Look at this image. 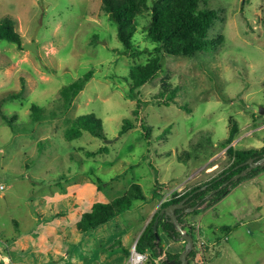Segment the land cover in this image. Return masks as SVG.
<instances>
[{
    "label": "rangeland",
    "instance_id": "1",
    "mask_svg": "<svg viewBox=\"0 0 264 264\" xmlns=\"http://www.w3.org/2000/svg\"><path fill=\"white\" fill-rule=\"evenodd\" d=\"M101 1L0 0V19L11 18L22 38L21 47L0 41V258L8 264H104L121 257V249L128 257L164 195L202 185L207 204L200 200L197 207L210 210L215 221L238 225L230 238L220 236L221 263L264 264V170L224 183L227 194L220 199L214 183L204 185L232 164L230 146L264 147V0H204L202 7L220 10L210 32L223 36L221 45L193 57H165V73L137 98L130 72L156 55L145 30L150 12L135 17L134 50L121 53ZM32 42L36 52L23 47ZM90 71L65 114L31 124L33 104L58 112L60 89ZM173 88L176 101H155ZM134 110L151 126L149 140ZM87 113L102 120L105 140L85 131L65 136L70 119ZM3 115L17 116L16 131ZM126 119L133 128L120 134ZM233 125L235 138L223 147ZM23 127L31 132L19 131ZM104 146L106 152L89 155ZM133 183L144 199L100 228L76 231L93 203L110 202ZM147 253L145 264L155 252Z\"/></svg>",
    "mask_w": 264,
    "mask_h": 264
},
{
    "label": "trees",
    "instance_id": "2",
    "mask_svg": "<svg viewBox=\"0 0 264 264\" xmlns=\"http://www.w3.org/2000/svg\"><path fill=\"white\" fill-rule=\"evenodd\" d=\"M204 0H102V9L109 16L111 21L115 24L117 30V38L122 46V52L126 53L128 50H134L133 48V36L136 33V25L134 19L136 16L142 14L145 11L150 12V21L146 27L147 37L156 44V55L151 58L147 63L134 67L129 76V84L131 92L136 96L140 94V89L146 84L153 81L166 71L165 57L167 56H186L193 57L197 54L210 52L216 50L223 42V36H214L211 34V28L213 24L220 19V10L210 7H202L201 4ZM0 41H7L16 44L18 47L22 46V38L20 34L15 30V23L9 17L0 19ZM133 53H137L134 52ZM92 72L85 73L82 77L75 81L63 86L59 91V97L61 99L58 106L59 111L51 110L45 111L42 106L33 104L31 107V124L42 123L44 121H51L65 114L71 107L75 97L84 90L86 84L91 79ZM21 92L9 95L8 98L19 97ZM177 89L173 88L169 95L159 94L154 99L160 104L168 106L170 103L176 101ZM138 108L142 102L137 99ZM134 114L140 119L141 128L144 137L147 140L151 138V126L148 125L144 118L139 114V110H134ZM17 116L14 115L13 119L3 115V119L8 123L13 131H16L14 119ZM70 126L65 130V136L67 138H77L82 133L88 132L92 136L105 140V134L103 129L102 120L99 119L93 113H87L79 115L73 119H70ZM133 128V124L126 119L122 125L120 134ZM19 131L31 132L28 127L20 128ZM169 131V129H168ZM237 132L236 126H232L230 135L223 143V147L234 140ZM106 152L107 148L104 146L96 152H89V155H95V153ZM227 154L232 159V164L228 169L224 170L221 175L211 180L209 183H205L207 187L214 183L217 187V197L220 199L227 194V185L237 184L238 182L253 177L259 172L264 170L263 167H255L249 171L244 177H239L236 180H231L234 176L244 170L247 165H242L249 158L257 161L264 157V147L260 149H235L230 146L227 149ZM204 186H198L191 189L189 192L184 193L181 197L172 198L170 201L161 205L164 208L170 204L180 202L184 198L189 197L186 201L188 206L193 207L200 204L205 200V194L208 191L207 188L200 190ZM144 199L141 187L137 183L131 184L128 191L110 202H95L92 204L89 211L82 213L81 218L74 225L76 231L80 233L91 232L98 227L105 225L106 223L114 220L116 217L122 215L126 211L130 210L134 205V200ZM160 209L157 210L148 222L146 228L137 241V250L140 252L152 253L155 251L158 245V228L161 227L171 238L181 237V234L176 230L174 224H172L167 217L159 215ZM199 210H195L192 214L198 213ZM181 210H176L178 220L180 224L183 222L180 219L179 213ZM60 212V214H62ZM60 214H56L55 218ZM158 219L157 229H153L155 220ZM186 233L191 234L193 237L195 233L191 228L182 226ZM238 228V225L234 226H221V232L223 234H229ZM116 244L113 245V247ZM112 247H109L111 249ZM196 250L195 247L189 253V256H193ZM176 257V256H175ZM174 258L168 255L167 259ZM0 264H3L0 261ZM147 264H155L153 260H150ZM167 264V261L164 263Z\"/></svg>",
    "mask_w": 264,
    "mask_h": 264
},
{
    "label": "crops",
    "instance_id": "3",
    "mask_svg": "<svg viewBox=\"0 0 264 264\" xmlns=\"http://www.w3.org/2000/svg\"><path fill=\"white\" fill-rule=\"evenodd\" d=\"M197 206L198 205L193 206V207H196V209L190 210V211L188 208H191V207L188 206V204L185 206V208L179 209V210H181V212L179 213V216H180L181 221L183 222V224H181V226H184L186 228H191L192 231L194 232L192 225L194 222L197 223L196 221H198L197 225L199 226L200 233H202V235L209 242L210 241L213 242L212 243L213 245H212V247H209L207 240L203 237L207 242L204 254L202 256H200V255H198L197 252H195V254L193 256L188 255L186 264H203V262H204V264H212V263L213 264H216V263L222 264L221 259L223 258L224 253L222 252L223 250H222V245H221L223 240L220 239V236H226L227 238H230L232 233L238 231V228H236L234 231L230 232L229 234H226V233L223 234L221 232V229H220L221 226H225V225L234 226V225H230L228 223H220L218 221H215V219H211L209 217V215H212L213 213L209 212L210 210L203 211V209L201 210ZM160 207H161V205H160V201H159V203L154 207V209L152 210V212L148 216L147 222L145 223L146 226H147L148 222L154 216L155 212L160 209ZM195 210H199L198 213L192 214V212ZM177 217H178V215H177ZM197 225L195 224L194 226H197ZM146 226L141 228V231H140L141 234H142L143 230L146 228ZM98 228H100V227H98ZM156 229H157V226H156ZM205 229H210V231H211L210 236H206V233H204ZM157 236H158V245L155 248L154 257H152L151 260H153V262H154V259L158 254L157 252H158V250H160V251H164V254L166 255V261H173V264H181L179 256L184 251L185 244H186L185 241L181 237H178V238L169 237V235L161 227L158 228ZM193 238L195 240L196 236H194ZM194 247H195V245H194ZM121 252H122L121 257L116 256V259H112L110 257L103 259L104 264H126L128 257L126 256V254L124 255V251L122 249H121ZM125 253H126V250H125ZM168 255H171L174 258L167 259ZM11 264H17V263H11ZM18 264H24V262L19 261Z\"/></svg>",
    "mask_w": 264,
    "mask_h": 264
},
{
    "label": "water",
    "instance_id": "4",
    "mask_svg": "<svg viewBox=\"0 0 264 264\" xmlns=\"http://www.w3.org/2000/svg\"><path fill=\"white\" fill-rule=\"evenodd\" d=\"M37 35V30H35V34L33 38H35ZM24 48L29 49L33 52H36L35 44L32 42L31 44H24ZM263 110H260V113H262ZM242 165H247V167L242 170L239 174L234 176L232 179L239 178V177H244L250 170H252L255 167H263L264 166V157L261 159L254 161V159L249 158L246 162H244ZM204 189L201 188L200 190ZM190 196L184 198L180 202L170 204L169 206H166L164 208L160 209L159 215H164L169 219V221L174 224L176 230L181 234V238L185 241V248L184 251L180 254L179 259L181 261V264H186L187 263V257L189 253L193 250L194 247V238L191 234L186 233V231L182 228L178 217L176 215V210L183 209L187 205L186 201L189 199ZM190 210L196 209V207H191L188 208ZM158 223V219L155 220L154 222V229H156ZM167 264H173V261H167Z\"/></svg>",
    "mask_w": 264,
    "mask_h": 264
},
{
    "label": "built area",
    "instance_id": "5",
    "mask_svg": "<svg viewBox=\"0 0 264 264\" xmlns=\"http://www.w3.org/2000/svg\"><path fill=\"white\" fill-rule=\"evenodd\" d=\"M182 195L183 193H180V192L176 193V191L169 192L168 194L164 195L161 198L160 205H163L164 203L170 201L172 198H178V197H181ZM206 204H207V201L204 202V206ZM194 225L195 224H193L192 226H193L194 233L196 236V239L194 240L195 249L198 255L202 256L205 252L207 242L203 237H201L199 226L198 225L194 226ZM137 241L134 242V245L132 246L130 250V254L127 258L126 264H145L148 261L149 256H148L147 251L140 252L137 250V247H136ZM157 253L158 254L154 259L155 264H164L166 262V255L164 254V251L158 250ZM0 259L3 260L5 264H8L7 258H0Z\"/></svg>",
    "mask_w": 264,
    "mask_h": 264
},
{
    "label": "flooded vegetation",
    "instance_id": "6",
    "mask_svg": "<svg viewBox=\"0 0 264 264\" xmlns=\"http://www.w3.org/2000/svg\"><path fill=\"white\" fill-rule=\"evenodd\" d=\"M0 261H1L3 264H5V263L3 262V260L0 259Z\"/></svg>",
    "mask_w": 264,
    "mask_h": 264
}]
</instances>
